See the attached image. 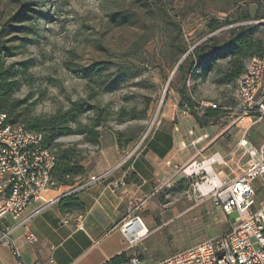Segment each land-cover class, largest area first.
Here are the masks:
<instances>
[{"label":"rangeland","instance_id":"rangeland-1","mask_svg":"<svg viewBox=\"0 0 264 264\" xmlns=\"http://www.w3.org/2000/svg\"><path fill=\"white\" fill-rule=\"evenodd\" d=\"M32 1L29 5L34 10L25 16L21 32L15 35L26 40L11 36L13 41L8 43L14 46L15 54L6 62L21 69L22 87L15 96L26 100L24 112L35 117L66 110L79 99L111 110L106 124L99 127V144L87 142L82 134L73 132L59 136V146L52 149L57 152L76 145L82 150L81 164L84 166L86 159L91 168L104 155L137 153L164 112L174 107L188 111L186 106L180 107L183 87L200 115L211 103L233 106L237 81L218 83L229 67L230 57L225 52L236 41L231 37L242 26L250 27L241 34L252 35L264 47V0H165L174 19L181 21L184 38L192 48L211 35L207 33L211 20L231 22L215 32L220 47L209 59H202V64H196L185 79L177 71L183 58L177 61L170 54L168 29L157 19L155 0ZM143 2L148 3V8L142 6ZM18 7L15 0H0V26L17 14ZM241 12L249 13L252 20L238 21ZM121 13L133 15L134 23L113 19ZM231 28L236 29L229 32ZM97 64H103L100 72L92 68ZM207 64H211L209 68ZM205 68L208 70L203 75ZM120 115L124 120L119 119ZM90 116L91 111H87L82 121L87 122ZM198 125L202 129L214 128L209 138L223 130L212 153L219 152L224 158L225 162L214 163L213 168L225 179L235 178L245 168L247 157L240 144L243 139L255 148L264 145V118H246L236 123L215 120L209 126ZM189 136L199 135L194 130ZM183 169H179L175 181L156 184L150 199L158 206L153 214L154 225L152 229L147 225L148 234L136 246L146 264L224 234L238 217L236 211L228 217L211 198L194 189L198 177L188 176ZM254 186L255 207L260 209L264 205V180L257 178Z\"/></svg>","mask_w":264,"mask_h":264},{"label":"built area","instance_id":"built-area-1","mask_svg":"<svg viewBox=\"0 0 264 264\" xmlns=\"http://www.w3.org/2000/svg\"><path fill=\"white\" fill-rule=\"evenodd\" d=\"M236 96L231 107L210 104L222 110L219 121L230 119L236 123L246 118H264V55H254L246 61L245 70L237 81ZM43 139L42 132L31 130L24 123H11L8 114L0 111V244L10 248L17 264L29 263L23 257L14 232L23 226L26 240L36 241L37 235L28 223L38 210L16 224L3 225L1 220H19L33 203L44 201L46 191L56 185L52 175L56 152L45 148ZM240 144L244 147L247 161L242 173L233 179L223 178L222 172L212 167L214 163L225 162L220 153L202 161L194 160L183 169L188 176L198 177L194 189L211 198L215 207L228 217L234 211L238 213L232 221L233 226L220 236L154 264H264V205L256 209L254 199V182L257 178L264 180V145L255 148L246 139ZM96 180L98 178H92L80 187ZM49 203L46 202L42 208ZM142 205V202L131 199L130 215L121 226L129 248H135L142 233L149 231L137 214ZM122 264L146 263L135 251Z\"/></svg>","mask_w":264,"mask_h":264},{"label":"crops","instance_id":"crops-1","mask_svg":"<svg viewBox=\"0 0 264 264\" xmlns=\"http://www.w3.org/2000/svg\"><path fill=\"white\" fill-rule=\"evenodd\" d=\"M213 129H202L188 111L174 107L163 113L137 153L104 155L92 168L85 159L86 172L73 185L56 184L46 191L44 201L33 203L19 220L4 218L1 223L16 224L38 210L28 223L36 241L26 240L23 226L14 232L29 264H107L117 255L128 258L136 251L128 247L121 231L130 215L129 201L143 203L137 214L152 229L158 206L150 199L156 184L175 181L179 169L214 154L223 130L209 138ZM194 130L196 138L189 136ZM92 178L98 180L80 187ZM46 202L50 203L42 208ZM0 264H17L10 248L2 244Z\"/></svg>","mask_w":264,"mask_h":264},{"label":"trees","instance_id":"trees-1","mask_svg":"<svg viewBox=\"0 0 264 264\" xmlns=\"http://www.w3.org/2000/svg\"><path fill=\"white\" fill-rule=\"evenodd\" d=\"M15 1L19 6L17 14L0 26V111L8 114V119L11 123H24L31 130L42 132L44 135L43 146L45 148L53 149L54 146L58 147L59 144L56 142V139L59 136L73 132L82 134L87 142L99 144V127L106 124L112 114L111 110L100 108L97 105H90L86 100L79 99L72 101L66 110H61L48 117H35L24 112L23 105L26 100L18 99L15 96L22 87V81L19 77L21 69L14 63H7L6 61L8 57L15 54L14 46L8 45L9 42L13 41L12 37L23 41L26 40L25 37L19 38L15 35L21 32L25 16L33 12L34 8L30 6L29 3L32 4L34 2L32 0H28L27 3L22 0ZM155 3L157 19L162 23L165 29H168L170 54L177 61L183 58V60L177 64V71L186 79L188 74L193 73L191 71L196 64H202V59H209L213 50L220 47V38L215 32L221 29L224 24L231 25V22L211 20L207 30V33L211 35L192 48L184 38L185 35L181 21L174 19L176 17L167 9L166 1L155 0ZM147 5V2L142 3V6L145 8H148ZM257 17L260 18L258 13ZM113 19L119 20V23L126 24L134 23V19L136 18L130 13H121L119 15L115 14ZM237 20L250 21L252 17L247 12H241ZM247 28L250 27L242 26L237 35L231 37V39H235L236 41L233 46L225 52V54H228L230 57L229 67L222 73L218 83L229 84L238 81L245 70V60H248L254 55H264V47L259 40L252 35L244 36L241 34V30H246ZM235 29L236 28H231L229 32H234ZM102 65L103 64H97L92 68L100 72ZM210 65L211 64H207V67L209 68ZM208 68H205L203 75H205ZM180 93V107L186 106L188 111L195 117L201 126H209L214 123L215 120L218 122L222 113L220 108H213L211 106L205 107L203 114L200 115L196 109L194 100H192L191 95L187 92V88L183 87ZM87 111H91V116L87 122H83L82 117ZM119 119L124 120V117L120 115ZM56 157V165L52 171L56 184L73 185L74 179L86 172L85 167L81 164L83 160L82 150L77 148L76 145L73 147L60 148L56 152ZM75 205H77V203L72 204V206ZM126 259L127 258H124L122 254L117 255L107 262V264H122Z\"/></svg>","mask_w":264,"mask_h":264},{"label":"bare ground","instance_id":"bare-ground-1","mask_svg":"<svg viewBox=\"0 0 264 264\" xmlns=\"http://www.w3.org/2000/svg\"><path fill=\"white\" fill-rule=\"evenodd\" d=\"M207 166H209V164H207ZM212 167H213V165H212ZM144 221V220H143ZM148 233H142V237H144V236H146ZM141 237V238H142Z\"/></svg>","mask_w":264,"mask_h":264}]
</instances>
